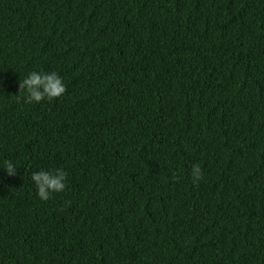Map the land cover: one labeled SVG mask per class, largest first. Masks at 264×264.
<instances>
[{
    "label": "trees",
    "instance_id": "obj_1",
    "mask_svg": "<svg viewBox=\"0 0 264 264\" xmlns=\"http://www.w3.org/2000/svg\"><path fill=\"white\" fill-rule=\"evenodd\" d=\"M0 264H264V0H0Z\"/></svg>",
    "mask_w": 264,
    "mask_h": 264
},
{
    "label": "clouds",
    "instance_id": "obj_2",
    "mask_svg": "<svg viewBox=\"0 0 264 264\" xmlns=\"http://www.w3.org/2000/svg\"><path fill=\"white\" fill-rule=\"evenodd\" d=\"M26 102H41L45 99L52 100L62 96L66 92L63 80L56 72L43 73L32 71L28 76L20 80L19 92H25ZM4 169L7 175L15 176L17 167L11 161L4 162ZM192 180L198 184L204 178L199 164L192 165ZM67 173L60 168L51 171L33 172L31 179L34 181L37 195L41 200L47 201L52 193H59L65 190Z\"/></svg>",
    "mask_w": 264,
    "mask_h": 264
}]
</instances>
